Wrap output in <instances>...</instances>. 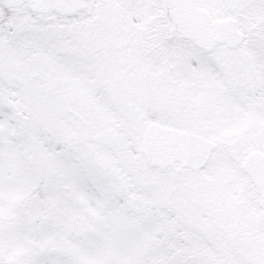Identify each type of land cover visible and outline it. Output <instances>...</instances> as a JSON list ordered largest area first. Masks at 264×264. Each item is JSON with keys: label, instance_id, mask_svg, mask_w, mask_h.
Wrapping results in <instances>:
<instances>
[{"label": "snow or ice", "instance_id": "obj_1", "mask_svg": "<svg viewBox=\"0 0 264 264\" xmlns=\"http://www.w3.org/2000/svg\"><path fill=\"white\" fill-rule=\"evenodd\" d=\"M0 264H264V0H0Z\"/></svg>", "mask_w": 264, "mask_h": 264}]
</instances>
